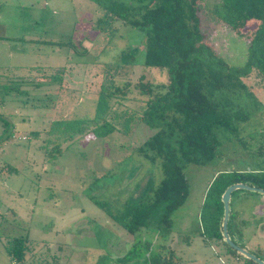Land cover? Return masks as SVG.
<instances>
[{"label":"rangeland","instance_id":"374dc122","mask_svg":"<svg viewBox=\"0 0 264 264\" xmlns=\"http://www.w3.org/2000/svg\"><path fill=\"white\" fill-rule=\"evenodd\" d=\"M206 8L198 11L204 39L229 64H242L243 41ZM99 15L89 0H0V264H148L157 244L180 264H243L222 239L208 237L202 204L218 172L264 169V80L253 71L243 79L253 99L229 94L232 108H250V117L238 124L239 140L220 134L211 160L185 166L188 194L170 213V230L127 233L109 213L162 177L158 161L136 149L153 130L137 119L146 97L135 84L142 76L162 91L167 76L141 64L142 32L119 22L100 31ZM122 50L132 63L119 60ZM108 83L125 89L110 99L114 129L85 135L100 84ZM131 112L135 120L126 123ZM229 208L230 238L264 261V195L234 190ZM19 235L28 241L16 263L5 244Z\"/></svg>","mask_w":264,"mask_h":264},{"label":"trees","instance_id":"16d2710c","mask_svg":"<svg viewBox=\"0 0 264 264\" xmlns=\"http://www.w3.org/2000/svg\"><path fill=\"white\" fill-rule=\"evenodd\" d=\"M89 1L100 13L94 22L96 29H111L113 23L119 22L139 30L144 35L141 64L164 69L167 76V83L159 86L162 91L142 82V76L135 84L138 92L146 97L137 119L153 130L136 149L150 161H158L162 177L156 184L147 180L141 195L109 215L127 233L135 234L141 228L151 227L160 233L168 232L170 213L183 203L188 194L185 166L189 163L205 164L211 160L220 145V134L239 140L238 124L250 117V108H232L234 102L229 94L243 91L246 97L253 99L243 79L253 71L264 80V0ZM200 7H207L216 23L227 26L243 41L245 56L242 64H229L204 39L198 16ZM55 43L75 49L71 42ZM119 60L122 63L133 62L132 55L125 50L121 51ZM54 73V76H61V70ZM32 85L37 87L39 83ZM124 91V88L111 83L100 84L94 115L87 120L92 121L93 127L85 135L106 134L114 129L115 124L110 119L118 115H111L113 101L110 99L117 97L115 95L123 97ZM17 92L26 93V89H17ZM132 118L131 112L125 119L126 123L135 120ZM235 182H246L264 189V169L224 170L211 180L202 204L203 222L207 221L210 226L209 232L206 229L210 239L221 240L220 194ZM27 241L26 235L7 240L5 250L12 261L18 263L23 260ZM221 243L227 254L241 257L225 242ZM146 244L148 248L149 242ZM165 250L163 245L157 244L156 249L145 257L146 262L180 264L174 251ZM242 260L243 264H256L247 258L242 257Z\"/></svg>","mask_w":264,"mask_h":264},{"label":"water","instance_id":"95a60500","mask_svg":"<svg viewBox=\"0 0 264 264\" xmlns=\"http://www.w3.org/2000/svg\"><path fill=\"white\" fill-rule=\"evenodd\" d=\"M237 189H244L250 192H255V193L264 195L263 188L250 185L246 182H235L225 187V189L220 194V201H221V208H222V213H221V218H220L221 239L223 242H225L228 246L234 249L235 252L239 254L240 256H242L243 258L250 259L256 264H264L263 260H261L254 254L249 252L246 248L233 242L227 232V222H228L229 214H230V208H229L230 195H231V192Z\"/></svg>","mask_w":264,"mask_h":264},{"label":"crops","instance_id":"0c3cea01","mask_svg":"<svg viewBox=\"0 0 264 264\" xmlns=\"http://www.w3.org/2000/svg\"><path fill=\"white\" fill-rule=\"evenodd\" d=\"M2 37L4 38L5 36H3V35H2V36H0V38H2ZM259 200H261V199H259Z\"/></svg>","mask_w":264,"mask_h":264}]
</instances>
